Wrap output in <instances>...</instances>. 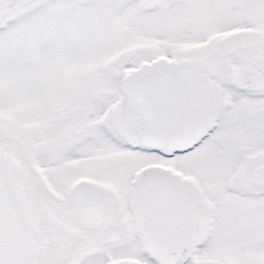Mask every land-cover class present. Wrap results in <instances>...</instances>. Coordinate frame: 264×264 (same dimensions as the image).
<instances>
[{"label": "snow or ice", "instance_id": "obj_1", "mask_svg": "<svg viewBox=\"0 0 264 264\" xmlns=\"http://www.w3.org/2000/svg\"><path fill=\"white\" fill-rule=\"evenodd\" d=\"M0 264H264V0H0Z\"/></svg>", "mask_w": 264, "mask_h": 264}]
</instances>
